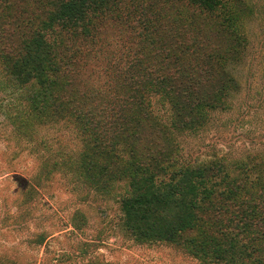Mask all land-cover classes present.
<instances>
[{
  "label": "trees",
  "instance_id": "obj_1",
  "mask_svg": "<svg viewBox=\"0 0 264 264\" xmlns=\"http://www.w3.org/2000/svg\"><path fill=\"white\" fill-rule=\"evenodd\" d=\"M257 23L264 0H0L2 127L11 161L34 164L0 177L15 174L21 205L71 177L118 204L134 245L264 264V98H245Z\"/></svg>",
  "mask_w": 264,
  "mask_h": 264
},
{
  "label": "rangeland",
  "instance_id": "obj_2",
  "mask_svg": "<svg viewBox=\"0 0 264 264\" xmlns=\"http://www.w3.org/2000/svg\"><path fill=\"white\" fill-rule=\"evenodd\" d=\"M254 27L261 33L258 38L262 42L261 24ZM257 46L256 52H261L257 57L259 71L253 70L250 93L247 89L245 94L256 107L255 101L264 98V43ZM2 123L0 116V171H14L25 178L24 174L31 173L34 164L11 161L16 142L7 140ZM260 127L259 120L252 121V128ZM59 131L65 133L67 130L44 129L42 134L53 138ZM61 139L62 143L59 141L55 147L71 149L75 146L68 134L66 137L62 134ZM14 173L0 177V264H90L88 261L92 257L94 262L107 264H197L161 244L134 245L116 227L120 220L118 204L94 195L81 198L85 191H72L68 183V180L72 182L71 177L56 176L48 183L47 193L36 196L29 205H21L23 189L19 182L12 181ZM72 220L78 223L79 229L71 226ZM41 232L52 236L38 247L36 240Z\"/></svg>",
  "mask_w": 264,
  "mask_h": 264
}]
</instances>
